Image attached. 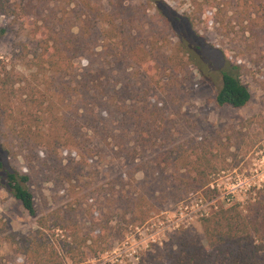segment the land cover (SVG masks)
<instances>
[{"label":"trees","instance_id":"trees-1","mask_svg":"<svg viewBox=\"0 0 264 264\" xmlns=\"http://www.w3.org/2000/svg\"><path fill=\"white\" fill-rule=\"evenodd\" d=\"M188 1L190 10L180 19L196 37L202 39V24L225 26L232 12L243 32L264 41V0ZM162 5H166L165 0H144L139 5L130 0H0V16L4 18L0 44L7 35L17 33L15 62H21L29 72L18 73L16 65L8 69L11 64L0 57V182L30 216L38 217L36 230L8 235L14 254L28 264H65L49 232L78 224L72 206L66 215L52 211L38 216L31 185L40 180L37 165H45L37 152L40 144L46 146L54 170L62 166L58 148L80 149L90 164L96 157L106 161L111 153L134 162L158 141H168L171 129L185 122L172 94L163 97L164 87L158 89L149 83V89L142 90L132 83L137 74L146 79L151 62L159 60L145 46L144 33L150 8ZM136 66L143 73L130 71ZM251 98L234 68L223 73L218 106L241 109ZM33 107L43 114L34 122H48L49 134L44 129H17L25 113L34 116ZM89 132L92 138L86 139ZM207 153L195 161L168 155L156 159L157 168L148 175L150 184L162 186L168 179L163 178L164 167L182 162L188 170L177 181L206 187L209 175L216 171ZM62 170L66 176L70 174ZM122 185L126 189L124 180ZM206 191L210 198L217 194L216 189ZM87 196L79 197V210L94 226L104 227L105 215L91 206L84 207ZM120 201L133 215L145 214L129 193H122ZM141 203L148 209L146 217L157 211L145 197ZM201 221L205 243L193 231L182 230L175 237L176 249L166 251L164 259H154L152 264H264V191L221 207ZM90 240L77 232L68 244L72 252L86 247L84 255H88L95 251L96 241L88 245ZM0 264H4L1 258Z\"/></svg>","mask_w":264,"mask_h":264},{"label":"rangeland","instance_id":"rangeland-1","mask_svg":"<svg viewBox=\"0 0 264 264\" xmlns=\"http://www.w3.org/2000/svg\"><path fill=\"white\" fill-rule=\"evenodd\" d=\"M143 2L130 0L133 5ZM165 3L160 8H150L144 33L145 46L159 60L151 62L146 79L137 74L132 83L142 90H148L149 83L158 89L164 87L163 97L172 94L185 122L171 129L168 141H158L155 148L141 154L134 162H126L109 152L106 161L96 157L95 163L90 164L84 160L82 150L58 148L62 166L54 170L46 146L40 144L37 149L45 163L37 165L40 180L31 185L38 216L52 211L66 215L72 206L78 221L77 225L68 224L67 230L49 232L65 264H152L154 259H164L166 251L176 249L175 237L180 231L191 230L205 243L201 228L204 217L264 191L263 39L258 40L249 31L243 32L236 25L237 20L232 19V12L228 13L225 26L202 24L200 39L180 19L190 10L189 1L165 0ZM3 26L4 18L0 16V28ZM18 42L15 32L3 38L0 57L11 64L8 69L16 65L18 73L28 74L21 62H15ZM231 68L252 94L250 103L241 109L220 107L216 101L223 73ZM130 71L141 73L142 70L136 66ZM32 112L34 116L25 113L17 129L32 132L44 129L49 134V125L45 124L48 122L44 119L34 122L35 117L43 114L34 107ZM169 115L172 116V112ZM87 138H92L91 132L86 133ZM49 140L53 141L51 137ZM206 151L216 167L206 187L177 181L188 170L182 162L164 167L163 178L168 179L162 186L150 184L148 175L157 168L156 159L168 155L180 161L181 158L195 161ZM24 153L29 155L27 150ZM20 159L25 162L22 157ZM62 169L70 174L66 176ZM170 178L174 181L170 182ZM122 180L126 189H123ZM208 188L217 190L213 198L208 197ZM125 192L137 205H142L145 214L148 209L141 203L142 197L157 211L147 217L141 213L133 215L120 201ZM82 195H88L84 207L91 206L105 215L104 227L94 226L87 214L79 210L77 201ZM37 220L38 217L30 216L0 182V258L4 264H28L24 257L14 254L8 235L36 230ZM77 232L82 239L89 236L88 245L96 241L95 251L84 255L88 250L84 246L71 251L68 243Z\"/></svg>","mask_w":264,"mask_h":264},{"label":"built area","instance_id":"built-area-1","mask_svg":"<svg viewBox=\"0 0 264 264\" xmlns=\"http://www.w3.org/2000/svg\"><path fill=\"white\" fill-rule=\"evenodd\" d=\"M204 212H207V211L205 210ZM204 216H205V215H203V217H204ZM206 217H209V216L207 215Z\"/></svg>","mask_w":264,"mask_h":264}]
</instances>
